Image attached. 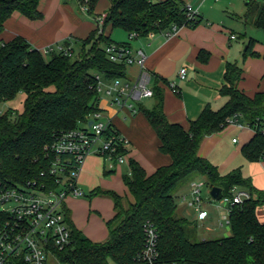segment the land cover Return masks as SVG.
<instances>
[{
    "label": "trees",
    "instance_id": "16d2710c",
    "mask_svg": "<svg viewBox=\"0 0 264 264\" xmlns=\"http://www.w3.org/2000/svg\"><path fill=\"white\" fill-rule=\"evenodd\" d=\"M83 0H77L80 3ZM99 0H89V14H95ZM41 0H0V105L24 94V110H0V190L15 185H31L49 190L56 187L50 174L56 156L47 151L62 132L83 128L91 117L100 112V83L128 76L126 64L112 62L106 47L115 42L106 28L121 29L139 37L150 32L178 27L196 28L202 22L198 14L189 20L183 0H112L106 13L102 32L92 31L79 40L81 53L67 55L54 50L43 54L24 37L11 41L2 39L6 21L14 12L32 20L43 17ZM255 26L264 30V3L259 6ZM255 39H251L244 54L254 53ZM65 47L64 45H60ZM67 48V46H66ZM205 52V51H204ZM201 53V59L206 56ZM47 57H49L47 59ZM243 68L228 63L226 84L221 94L228 98L219 110L207 106L189 128L168 120L163 110V95L153 76L156 106L144 113L157 133L160 150L171 157V163L148 174L135 159H130V172L123 176L132 200L113 192L114 217L108 221L109 239L97 243L84 235L73 220L70 210L66 216L72 229V243L57 252L67 264H145L141 253L145 247V226L153 224L159 234L162 262L168 264H264V223L257 209L264 202V192L256 189L241 168L222 175L216 165L199 155L203 140L223 131L233 123L251 127L256 135L243 147L242 153L250 162L264 160V92L249 96L238 88ZM153 75V74H152ZM141 111V107H140ZM109 134L121 135L111 123ZM126 152V149H120ZM66 157H63L65 159ZM65 161V160H64ZM204 177L210 188H222L223 197H233L234 190H248L253 198L243 205L232 206L230 225L232 235L193 241L190 221L179 217L175 193L179 185L190 179ZM191 181V182H192ZM0 212V227L8 220Z\"/></svg>",
    "mask_w": 264,
    "mask_h": 264
},
{
    "label": "crops",
    "instance_id": "0c3cea01",
    "mask_svg": "<svg viewBox=\"0 0 264 264\" xmlns=\"http://www.w3.org/2000/svg\"><path fill=\"white\" fill-rule=\"evenodd\" d=\"M111 1L99 0L95 14H106ZM183 1L198 10L203 19L198 27L184 26L170 35L167 34L169 30L150 32L147 36L131 39L128 44L146 53L147 68L159 79L157 87L163 95V110L168 120L188 129L190 122L197 120L207 106L219 110L227 103L228 98L222 96L221 89L226 84L228 63L243 68V78L238 83L241 91L249 96L264 92V30L255 26L257 13L250 19L235 0L228 1L227 10L220 4L205 10L206 0ZM258 3L263 4L264 0ZM40 9L43 17L39 20L14 12L5 23L2 39L11 41L22 36L45 54L44 50L49 46L64 45L75 49L79 40L97 29L94 17L90 16L91 22L83 20L84 14L77 0H41ZM229 12L235 17L226 16ZM251 39L256 40L254 53L245 58L244 46L248 47ZM203 52L206 61L201 59ZM182 68L188 70L184 80L179 77ZM137 71L136 67L133 74V67H128V76L133 78ZM170 83H176L178 94L172 91ZM107 103V99L104 102L100 100V107L107 108ZM155 106L156 98L152 97L140 102L141 111L132 118H126L123 113L116 115L111 108L103 115L128 140L129 163L130 159L137 160L148 174L172 161L169 155L161 152L160 139L144 113V110H152ZM255 135L247 125L230 124L223 131L207 136L200 145L199 155L216 165L222 175L241 168L244 177L250 178L253 186L264 192V160L253 163L242 153L243 147ZM93 156L96 157L90 155L88 158ZM71 199L75 197L67 200L68 209ZM257 216L264 223V202L258 207Z\"/></svg>",
    "mask_w": 264,
    "mask_h": 264
},
{
    "label": "built area",
    "instance_id": "2783aa9c",
    "mask_svg": "<svg viewBox=\"0 0 264 264\" xmlns=\"http://www.w3.org/2000/svg\"><path fill=\"white\" fill-rule=\"evenodd\" d=\"M80 8L85 15L91 16L89 0H83ZM186 8L188 19L195 20L198 10L191 4H186ZM105 18L106 14L94 16L97 29L101 32ZM180 28L174 25L167 34H173ZM138 37L136 32L130 35L131 39ZM54 50L67 55L73 54L72 48L60 45L49 46L44 53L49 54ZM106 54L112 62L126 64L128 67L137 66L136 75L133 78L127 76L107 82L98 76L100 92L104 85L107 108L100 107V112L91 117V126L88 124L83 128L62 132L46 147L49 153L56 156L50 169L51 176L56 180L55 188L44 190L29 184L0 190V212L9 218L0 227V264H67L60 260L57 252L64 251L72 243V229L66 216L67 200L70 197L86 196L79 186V176L87 158L90 155L102 156L112 169L115 168L114 165L126 161L129 142L122 135L108 133L112 122L104 121L103 115L111 108L116 111V115L123 113L126 118L136 116L140 112V102L154 97L153 75L147 68V55L142 49L111 43L106 47ZM187 71V68L180 70V79H186ZM170 87L174 93L180 92L176 83H170ZM121 147L126 152H121ZM203 185V182L194 180L190 184L191 191L181 196L185 205L198 212L200 221H206L210 215L204 207ZM251 198L253 196L248 190L237 188L233 197L219 200L220 208L225 211L220 217L219 227L230 225L232 206L243 205ZM145 235L141 260L145 264H168L161 261L159 234L153 224H146Z\"/></svg>",
    "mask_w": 264,
    "mask_h": 264
},
{
    "label": "rangeland",
    "instance_id": "374dc122",
    "mask_svg": "<svg viewBox=\"0 0 264 264\" xmlns=\"http://www.w3.org/2000/svg\"><path fill=\"white\" fill-rule=\"evenodd\" d=\"M229 0H221L217 3L216 0H206L204 9L212 8L214 5L223 6L225 10L229 8ZM238 7L245 10V15L250 19L258 12V3L261 0H235ZM249 2V3H248ZM205 9V10H206ZM82 12V11H81ZM82 14H84L82 12ZM226 16L235 17L230 12ZM93 17V16H91ZM88 15H83V20L92 21ZM106 34L111 36L115 42H131L130 35L121 29L113 30L111 26L106 28ZM244 46V50L246 49ZM82 45L79 42L75 48L76 55L81 53ZM49 57H47L48 59ZM133 67V73L135 68ZM105 82H107L105 80ZM101 100L104 102L107 96L104 92V85H102ZM24 94H19L17 98L11 102L0 105V110L4 113L9 109L17 112L24 110ZM123 119L122 114L119 115ZM104 121H109V118L103 116ZM259 161L253 162L257 163ZM115 168L110 167V163L106 162L102 156L90 157L86 161L85 167L79 176V186L85 192L86 196L71 199L68 201L69 210L75 226L81 230L85 236L97 243L106 242L109 239L108 221L114 216V202L111 196L104 194L106 191H113L125 197V201L132 200V196L124 183L123 176L129 174V159L128 155L126 161L114 165ZM199 182H203L202 197L204 200V207L211 212V217L206 221L198 220V212L194 208L188 207L182 201L183 193L191 191L190 179H187L179 185V189L175 193V199L178 204L177 215L185 217L190 221L189 231L193 241H201L204 239L220 238L232 235V226L226 225L219 227L220 217L225 211L220 208L221 203L215 201L211 196V188L206 183L204 177H198ZM260 204L259 206H261ZM223 206V205H222ZM225 206V205H224ZM114 264V263H113Z\"/></svg>",
    "mask_w": 264,
    "mask_h": 264
},
{
    "label": "water",
    "instance_id": "95a60500",
    "mask_svg": "<svg viewBox=\"0 0 264 264\" xmlns=\"http://www.w3.org/2000/svg\"><path fill=\"white\" fill-rule=\"evenodd\" d=\"M247 50V48L245 49V51ZM93 124V121L91 120L89 122V126H91ZM211 196L215 201H219L223 198V190L220 187H213L211 190Z\"/></svg>",
    "mask_w": 264,
    "mask_h": 264
}]
</instances>
